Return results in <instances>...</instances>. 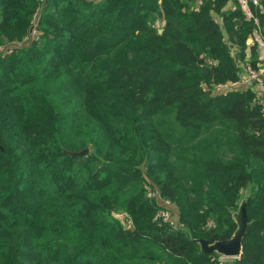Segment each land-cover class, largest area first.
<instances>
[{"label":"trees","instance_id":"obj_1","mask_svg":"<svg viewBox=\"0 0 264 264\" xmlns=\"http://www.w3.org/2000/svg\"><path fill=\"white\" fill-rule=\"evenodd\" d=\"M246 1L251 17L239 0H0V264H264V4ZM247 67L262 82L234 88ZM248 187L241 254L202 253Z\"/></svg>","mask_w":264,"mask_h":264},{"label":"water","instance_id":"obj_2","mask_svg":"<svg viewBox=\"0 0 264 264\" xmlns=\"http://www.w3.org/2000/svg\"><path fill=\"white\" fill-rule=\"evenodd\" d=\"M158 17L161 20V13H158ZM162 29L159 30V33ZM88 148L83 149L80 152H70L71 156H80L86 154ZM249 187L247 188L245 194L240 199L238 203V208L235 211H231L232 219L236 224V229L229 239L214 241L209 243L205 239H195L196 243L199 245V249L204 254L215 253L218 257L223 259H236L241 254L242 251V240L245 236L246 229L248 227V219L246 214V204L245 200L249 194ZM121 213H123L121 211ZM174 228L180 230H186L179 222V216L176 215L174 221Z\"/></svg>","mask_w":264,"mask_h":264},{"label":"built area","instance_id":"obj_3","mask_svg":"<svg viewBox=\"0 0 264 264\" xmlns=\"http://www.w3.org/2000/svg\"><path fill=\"white\" fill-rule=\"evenodd\" d=\"M239 2L241 4L242 9L246 12L247 16L251 17V13L249 12V9H248V4H247L248 2L246 0H239ZM251 3L256 6L258 5L259 2L258 0H251ZM32 34L35 35L36 32L33 30ZM247 74L249 78L255 83L260 84L262 82V79L259 76V74L252 71L249 67H247ZM224 87L222 88L219 87V89L222 90L224 89ZM147 197L156 198L158 205L160 206V210L158 211L156 215V219L162 222H168L170 225L174 227V221L176 217L175 215L176 212L173 214L174 207L168 201H164L163 199H161L157 191L147 189ZM117 217L121 218L122 217L121 213H119ZM220 259H223V258H220Z\"/></svg>","mask_w":264,"mask_h":264},{"label":"crops","instance_id":"obj_4","mask_svg":"<svg viewBox=\"0 0 264 264\" xmlns=\"http://www.w3.org/2000/svg\"><path fill=\"white\" fill-rule=\"evenodd\" d=\"M264 4V0H263ZM232 6L229 4L227 5V9H230ZM254 40L258 43L259 46V59L263 61L264 65V42L260 38L258 33H254ZM253 41L251 39L248 40V43L251 44ZM249 55V54H248ZM261 72V71H260ZM236 89L239 90H247V89H255L257 88L255 85L253 86L252 80L249 78L248 74L246 72L243 73L240 81L233 86ZM259 95L264 101V86H260L257 88Z\"/></svg>","mask_w":264,"mask_h":264},{"label":"rangeland","instance_id":"obj_5","mask_svg":"<svg viewBox=\"0 0 264 264\" xmlns=\"http://www.w3.org/2000/svg\"><path fill=\"white\" fill-rule=\"evenodd\" d=\"M246 192V191H245ZM245 192H244V194H245ZM243 194V195H244ZM174 212H173V214L176 212V210H175V208H174V210H173ZM123 213H121V215H122ZM175 215H176V213H175ZM222 261H224V260H227V259H221Z\"/></svg>","mask_w":264,"mask_h":264}]
</instances>
